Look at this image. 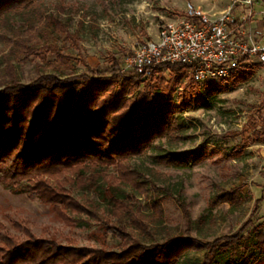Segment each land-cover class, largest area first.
<instances>
[{
    "label": "trees",
    "instance_id": "obj_1",
    "mask_svg": "<svg viewBox=\"0 0 264 264\" xmlns=\"http://www.w3.org/2000/svg\"><path fill=\"white\" fill-rule=\"evenodd\" d=\"M41 1L0 0V42L7 49L0 56L7 78L0 74V186L35 195L69 228L79 224L83 215L103 222L105 237L118 244L115 249L77 247L67 238L61 245L36 238L15 223L19 236L0 234V264H264V222L246 234L264 189L246 221L230 235L210 242L176 237L151 243L139 238V234L148 236L145 219L149 217L115 193L129 187L147 197L149 184L140 181L129 161L150 149L159 151L153 157L156 163L176 168L203 157L200 150L172 154L154 144L161 139L168 144L184 141L181 112L205 103L199 84L191 79L180 83L178 78L188 69L181 64L161 65L144 78V73L122 72L118 60L103 71L81 61L85 70L75 74L71 65L75 58L53 45L44 49L54 60L43 73L27 85L19 83L11 62L33 52L27 37L30 31L36 29L54 41L60 35L71 40L67 25L40 10ZM17 20L27 27H14ZM163 71L169 73L168 80ZM250 78L248 72L231 74L221 83L237 87ZM206 84L209 95L218 93L213 82ZM224 90L226 86L219 91ZM74 189H98L111 196L102 209L88 199H74ZM242 202L240 189L234 188L215 196L210 204L237 208ZM150 207L155 217L149 224L156 225L162 220L160 203L152 201ZM191 254H202L201 261L189 259Z\"/></svg>",
    "mask_w": 264,
    "mask_h": 264
},
{
    "label": "rangeland",
    "instance_id": "obj_2",
    "mask_svg": "<svg viewBox=\"0 0 264 264\" xmlns=\"http://www.w3.org/2000/svg\"><path fill=\"white\" fill-rule=\"evenodd\" d=\"M188 3L214 14L227 8L230 0H42L40 10L67 25L71 40L60 35L54 41L51 36L36 33V29L30 31L27 37L29 45L34 47L33 52L11 62L14 74L21 84L34 81L54 60L44 51L49 45L75 58L71 62L75 74L85 70L81 61L97 71L109 67L112 60H118L123 68L125 56L154 40L159 27L181 17ZM14 23V27L23 25V30L27 27L18 20ZM35 26L41 31L40 23ZM6 50L0 42V56ZM3 67L0 65V74L7 79L3 76ZM162 77L168 80L170 75L163 71ZM189 77L185 71L178 79L186 83ZM224 86L226 90L219 91ZM198 87L205 103H197L192 110L181 112L186 128L184 141L168 144L161 139L154 144L172 154L200 150L203 157L188 167L176 168L156 163L153 157L159 151L150 149L129 161V168L137 171L140 181L149 184L147 197L129 187H121L115 193L117 198L129 200L149 217L145 219L148 236L139 234L144 242L161 243L176 237L210 242L230 235L246 221L254 202L263 195L264 78L261 71L254 67L251 78L237 87L224 85L221 80L213 81L214 90H218L214 95H209L206 82L199 83ZM176 97L175 94L174 108ZM254 132L260 136L253 135ZM109 175L116 177L114 172ZM107 180L115 185L109 178ZM234 188L240 189L243 202L239 207L211 206L215 196ZM110 196L98 189H74L72 192L74 199H88L102 209ZM152 201L159 202L162 209V220L156 225L149 224L155 217L150 207ZM85 220L88 219L83 215L79 224L69 228L35 195L0 186V234L8 232L19 236L20 232L13 228L17 223L36 238L53 240L57 244L64 245L69 238L77 247L115 249L118 242L110 236L105 237L103 222L88 220L86 224ZM263 222L264 196L246 234ZM189 259L201 261L202 254H191Z\"/></svg>",
    "mask_w": 264,
    "mask_h": 264
},
{
    "label": "built area",
    "instance_id": "obj_3",
    "mask_svg": "<svg viewBox=\"0 0 264 264\" xmlns=\"http://www.w3.org/2000/svg\"><path fill=\"white\" fill-rule=\"evenodd\" d=\"M258 0H230L219 13L208 14L186 4L181 17L159 27L155 39L133 50L122 62V72L144 78L164 64L188 66L189 79L199 83L253 73L264 78V31L254 39L250 20ZM241 14L235 15V9Z\"/></svg>",
    "mask_w": 264,
    "mask_h": 264
},
{
    "label": "crops",
    "instance_id": "obj_4",
    "mask_svg": "<svg viewBox=\"0 0 264 264\" xmlns=\"http://www.w3.org/2000/svg\"><path fill=\"white\" fill-rule=\"evenodd\" d=\"M253 13L254 15L250 20V29L252 37L256 39L264 31V0H258V5L253 9ZM233 14H241V9H235Z\"/></svg>",
    "mask_w": 264,
    "mask_h": 264
}]
</instances>
